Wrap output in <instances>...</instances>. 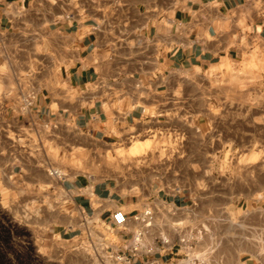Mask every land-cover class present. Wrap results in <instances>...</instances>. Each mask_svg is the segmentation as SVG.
I'll list each match as a JSON object with an SVG mask.
<instances>
[{
    "label": "crops",
    "instance_id": "1",
    "mask_svg": "<svg viewBox=\"0 0 264 264\" xmlns=\"http://www.w3.org/2000/svg\"><path fill=\"white\" fill-rule=\"evenodd\" d=\"M68 1L0 0V179L65 197L46 224L12 220L0 202V264H179L188 244L202 247L188 233L205 210L191 188L70 173L62 156L176 116L201 124L223 87L235 100L232 75L264 81V0H83L77 12ZM243 206L231 208L248 228L242 245L190 252L193 264H264V190Z\"/></svg>",
    "mask_w": 264,
    "mask_h": 264
},
{
    "label": "rangeland",
    "instance_id": "2",
    "mask_svg": "<svg viewBox=\"0 0 264 264\" xmlns=\"http://www.w3.org/2000/svg\"><path fill=\"white\" fill-rule=\"evenodd\" d=\"M81 1L69 0L68 9L77 12L83 7ZM230 81L235 86V100L226 97L223 87L218 107L198 117L201 124H189L186 117L176 116L165 125L134 129L113 145L93 148L81 156L65 153L62 158L71 156L75 162L70 173L123 180L135 178L136 182H147L157 176L165 184L189 187L193 205H203L205 210L194 212L202 219L188 227V233L196 232L192 235L194 243L197 241L202 247L188 250L207 254L241 246L248 228L231 208L242 203L245 206L264 190V81L243 74L232 75ZM18 141L24 143L20 137ZM137 144L145 145L134 152L131 147ZM5 182L14 190L13 195L7 193L10 188H6ZM31 190L44 191L36 196L30 194ZM47 190L50 189L15 186L12 180L0 179V202L12 220L31 223L38 219L46 224L64 216L65 199L58 188L54 194ZM57 201L59 207L55 205ZM145 222L158 227V233L166 227L151 219Z\"/></svg>",
    "mask_w": 264,
    "mask_h": 264
},
{
    "label": "built area",
    "instance_id": "3",
    "mask_svg": "<svg viewBox=\"0 0 264 264\" xmlns=\"http://www.w3.org/2000/svg\"><path fill=\"white\" fill-rule=\"evenodd\" d=\"M29 98H30V96H29ZM29 98H24L23 99L24 100L23 106H22L23 109H26L28 107V105H29ZM51 173L54 174V175H56L58 178H61L62 177V174H60L56 169H52L51 170ZM144 214L146 216H149L151 214L150 209L145 210ZM126 220H127L126 213L122 209H116L112 213V225L113 226H115V227H121L126 222ZM148 220H150V218H148ZM145 223L146 224H150V222H145ZM181 240L184 242V239H181ZM140 241H141V237H140V233L138 232L134 236V244L132 245V248L134 250L137 249V247H138L137 244ZM190 248H192V243L188 244V247L186 248V253L184 255V259L179 264H193L192 260H196L197 259L196 256H193L192 258H190V251L188 250ZM145 264H157V263H155L153 261H147ZM199 264H202V261Z\"/></svg>",
    "mask_w": 264,
    "mask_h": 264
},
{
    "label": "bare ground",
    "instance_id": "4",
    "mask_svg": "<svg viewBox=\"0 0 264 264\" xmlns=\"http://www.w3.org/2000/svg\"><path fill=\"white\" fill-rule=\"evenodd\" d=\"M143 142V141H142ZM144 145L145 144H143V145H133L131 148H132V150L134 151V152H138L140 149H141V147L143 146L144 147Z\"/></svg>",
    "mask_w": 264,
    "mask_h": 264
}]
</instances>
